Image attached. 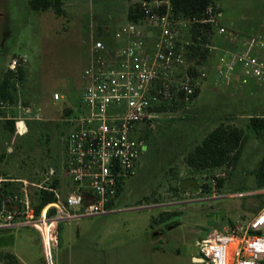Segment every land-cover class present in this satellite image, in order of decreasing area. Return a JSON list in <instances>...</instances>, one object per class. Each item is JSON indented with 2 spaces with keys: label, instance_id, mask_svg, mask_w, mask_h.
<instances>
[{
  "label": "rangeland",
  "instance_id": "1",
  "mask_svg": "<svg viewBox=\"0 0 264 264\" xmlns=\"http://www.w3.org/2000/svg\"><path fill=\"white\" fill-rule=\"evenodd\" d=\"M217 4L226 31L210 33L209 43L216 49L200 63L209 76L198 95L174 116L166 115L157 128L143 130L148 133L137 172L126 180L112 212L61 222L53 264H203L193 258L201 256L199 237L258 213L257 194H264V188L253 189V171L264 158V135L257 136L248 124L252 117L264 118V79L250 77L243 83L246 76L237 65L229 79L219 80L216 68L219 54L226 51L264 59L259 46L264 42V0ZM61 8L60 15L54 7L35 10L30 0H0V81L17 60L15 98L0 107V181L11 179L19 188L20 180H26L32 197L39 189L35 184L51 182V167L54 178L70 181L62 179L71 128L67 111L74 115L83 108L92 43L102 30H114L124 14L123 0H61ZM55 93L61 98L54 99ZM227 125L243 129L248 137L238 163L214 172L191 167L187 158L204 136ZM175 221L179 224L173 226ZM157 229L164 231L154 239ZM5 251L16 252L20 264H47L34 226L0 229V264H15Z\"/></svg>",
  "mask_w": 264,
  "mask_h": 264
},
{
  "label": "built area",
  "instance_id": "2",
  "mask_svg": "<svg viewBox=\"0 0 264 264\" xmlns=\"http://www.w3.org/2000/svg\"><path fill=\"white\" fill-rule=\"evenodd\" d=\"M127 1L138 7L143 18L121 26L114 46L94 41L84 72L83 108L65 118L71 128L65 137L62 179L70 181H60L56 187L35 184L56 196L37 213L31 183L20 180V187L0 208V229L30 225L40 231L47 264L54 262L61 222L112 212L110 204L119 188L137 172L146 144L143 130L155 129L166 115L180 112L183 103L193 101L203 87L209 73L192 56L191 24L226 31L220 26L222 11L217 3L209 5L201 19L190 20L175 14L171 0ZM200 44L209 54L216 49L209 41ZM259 46L263 48L264 42ZM237 65L246 76L243 83L250 77L264 79V59L235 51L219 54L217 79H229ZM16 67L14 59L9 68ZM60 98L54 94V99ZM4 104L1 99L0 107ZM52 176L57 174L50 172L48 179ZM196 246L208 264H263L264 207L242 223L208 231Z\"/></svg>",
  "mask_w": 264,
  "mask_h": 264
},
{
  "label": "trees",
  "instance_id": "3",
  "mask_svg": "<svg viewBox=\"0 0 264 264\" xmlns=\"http://www.w3.org/2000/svg\"><path fill=\"white\" fill-rule=\"evenodd\" d=\"M217 0H171L173 10L175 14L185 19H201L209 5H215ZM30 6L35 10H46L50 7H54L58 14H63L64 11L61 8V0H30ZM143 18L142 13L137 6H129L128 20L139 22ZM193 31V38L195 45H193L192 56L197 57L198 63L206 59L209 54V50L201 46V42H207L210 40V33L214 31L213 26L210 24H202L200 22H194L191 24ZM201 36L202 40L198 37ZM18 79L23 80L25 72L22 68L18 69ZM15 72L9 70L5 72L3 78L0 81V100L13 101L15 98L16 82L14 80ZM199 92V91H198ZM195 93L194 97L198 95ZM71 111H67V115ZM9 128L14 130V122L10 121ZM251 129L257 136L262 137L264 135V118L252 117L249 124ZM148 133V132H147ZM145 133V138L147 136ZM247 135L244 130L234 126H218L208 134L204 136L202 142L198 144L194 151L188 156L187 163L195 169H203L209 172H214L217 168L228 164H237L241 158L243 148L247 143ZM254 185L253 189L264 188V158H262L258 166L253 171ZM11 179L0 181V208L2 207L5 199L14 195L17 191V184ZM60 183L58 178L52 176V180L46 186L56 187ZM223 179L218 180V187L222 186ZM123 190V185L119 188L118 196ZM264 194H257L259 202L255 211H259L264 207V199L261 196ZM56 199L54 192L39 188L33 194V204L35 211L38 213L40 209L47 203ZM116 200L112 201L110 206L115 208ZM163 221L168 220L167 217L162 216ZM60 231V228H59ZM13 263L16 264L15 259L12 256ZM264 264V261H263Z\"/></svg>",
  "mask_w": 264,
  "mask_h": 264
},
{
  "label": "crops",
  "instance_id": "4",
  "mask_svg": "<svg viewBox=\"0 0 264 264\" xmlns=\"http://www.w3.org/2000/svg\"><path fill=\"white\" fill-rule=\"evenodd\" d=\"M123 8H124V14L121 17H118L115 21L114 25H116V28L112 31L111 30H102V34H101V37L99 39L103 40L105 42V44L108 46H114V45L119 43V40L116 38L115 33L118 29H120L121 26L125 25L129 21L128 20L129 3L127 0H123ZM96 40H98V39H96ZM92 45H93V43H92ZM16 126H18V128H20V126L18 124ZM21 129H19V130H21ZM2 164L3 163L1 162L0 165H2ZM50 172H54L56 174V170L53 167L50 168ZM2 253L4 255H6L8 253L7 255H9V257L13 256L16 263H18V264L22 263V261L20 260V256L16 252L5 251Z\"/></svg>",
  "mask_w": 264,
  "mask_h": 264
},
{
  "label": "water",
  "instance_id": "5",
  "mask_svg": "<svg viewBox=\"0 0 264 264\" xmlns=\"http://www.w3.org/2000/svg\"><path fill=\"white\" fill-rule=\"evenodd\" d=\"M178 224H179V221H175V222L172 223L173 226H176ZM160 233L161 232H158V234H160ZM193 258H194V260H196L198 262H201L203 264H208L207 261L201 256H194Z\"/></svg>",
  "mask_w": 264,
  "mask_h": 264
},
{
  "label": "flooded vegetation",
  "instance_id": "6",
  "mask_svg": "<svg viewBox=\"0 0 264 264\" xmlns=\"http://www.w3.org/2000/svg\"><path fill=\"white\" fill-rule=\"evenodd\" d=\"M163 229H157L153 232V236H154V239H158L161 237V234L163 233ZM158 232H161L160 234H158Z\"/></svg>",
  "mask_w": 264,
  "mask_h": 264
}]
</instances>
